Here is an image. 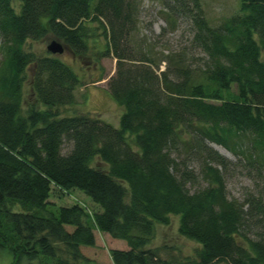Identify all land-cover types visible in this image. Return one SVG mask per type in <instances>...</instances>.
Returning a JSON list of instances; mask_svg holds the SVG:
<instances>
[{"label":"trees","instance_id":"obj_1","mask_svg":"<svg viewBox=\"0 0 264 264\" xmlns=\"http://www.w3.org/2000/svg\"><path fill=\"white\" fill-rule=\"evenodd\" d=\"M17 1L16 12L0 0V251L11 264H69L60 252L85 264L80 250L94 246L95 231L125 243L108 251L111 264H264V194L228 200L221 171L230 163L205 143L235 153L230 145L243 141L236 154L264 177V0H239L217 27L198 0H183L197 9L192 39L206 63L194 70L175 55L161 71L160 59L131 46L130 0ZM97 29L101 50L90 45ZM47 36L78 59L94 48V67L115 60L106 88L122 111L117 128L89 113L61 114L83 83L56 57L24 52L26 41ZM27 67L35 105L24 109ZM173 152L196 160L197 172ZM196 180L204 186L189 192ZM51 186L79 190L95 211L55 207ZM172 216L177 234L198 246L192 257L161 259L147 248Z\"/></svg>","mask_w":264,"mask_h":264},{"label":"rangeland","instance_id":"obj_2","mask_svg":"<svg viewBox=\"0 0 264 264\" xmlns=\"http://www.w3.org/2000/svg\"><path fill=\"white\" fill-rule=\"evenodd\" d=\"M95 0L91 1L93 6ZM200 16L210 27L219 26L226 18L238 13L239 0H198ZM131 7V46L136 48L141 46L142 50H149L153 60L160 59L159 71L165 69L168 58L179 55L184 63L191 69L199 70L205 66L206 57L203 52L193 43V35L195 32L194 18L197 9L191 2L183 0H130ZM11 6L17 12L19 2L11 0ZM92 27V25L90 24ZM96 28L97 25L93 24ZM96 37L92 39V46L95 44L96 50H101L103 46L102 31L97 29ZM55 41L50 36L40 41H26L24 44V52L31 53L36 57L48 55L46 46ZM58 43L61 44L59 41ZM62 45V44H61ZM62 47V46H61ZM95 50L91 48L83 58H75L71 53L62 47L61 54L51 55L59 61L69 66L72 70L80 74L82 86L76 87L74 95V105L61 108V114L73 116L79 113H89L96 115L103 121L110 123L117 128L121 110L111 100L106 83L114 74L115 60L111 57L100 59L94 67L93 55ZM0 51V64H1ZM101 68V72L98 68ZM102 73V80L96 83H90L91 79ZM31 69H25V80L22 85L23 108L27 109L34 104V98L30 90ZM206 145L213 150L217 147L223 151L221 154L230 165L225 171H221L223 177L224 193L228 200H235L237 203H243L244 199L249 195L259 196L264 194V177L256 172L255 166L240 160V156L236 154L237 148L243 141L236 140L234 145H230L235 150L232 153L220 145L211 142H205ZM69 149L68 145L63 146V153ZM172 157L177 161L187 164L188 168L197 172L198 162L193 159L186 158L177 152L172 153ZM204 184L196 180V184H186L185 187L189 192L196 191L203 187ZM48 201L55 207L72 206L74 204L85 208L87 212L92 213L95 207L92 205L88 197L79 190L73 189L63 191L51 186V193ZM250 230V237H253L255 228L250 221L246 222ZM94 233V246L91 248H82L81 254L86 258L85 264H111L108 251L110 249H126L125 243L120 240L110 238L108 235ZM55 249L60 248L54 244ZM148 249L155 250L161 259L185 258L192 257L194 250L198 246L189 240L180 237L177 234V217H170L169 225L156 226L155 236ZM57 254L60 260H66L70 264L69 258L60 252ZM12 257L8 251H0V264H11ZM49 264V260L42 258L34 260L31 264ZM22 264H28L23 262Z\"/></svg>","mask_w":264,"mask_h":264},{"label":"water","instance_id":"obj_3","mask_svg":"<svg viewBox=\"0 0 264 264\" xmlns=\"http://www.w3.org/2000/svg\"><path fill=\"white\" fill-rule=\"evenodd\" d=\"M46 51L51 55L61 54L62 47L57 42L52 41L46 46Z\"/></svg>","mask_w":264,"mask_h":264},{"label":"bare ground","instance_id":"obj_4","mask_svg":"<svg viewBox=\"0 0 264 264\" xmlns=\"http://www.w3.org/2000/svg\"><path fill=\"white\" fill-rule=\"evenodd\" d=\"M216 150H218L220 153H222L223 151L219 150L217 147H215ZM223 155H225L224 153H222Z\"/></svg>","mask_w":264,"mask_h":264}]
</instances>
